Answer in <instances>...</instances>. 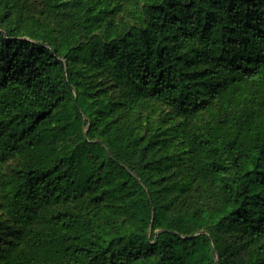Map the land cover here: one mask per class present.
<instances>
[{"label":"trees","instance_id":"trees-1","mask_svg":"<svg viewBox=\"0 0 264 264\" xmlns=\"http://www.w3.org/2000/svg\"><path fill=\"white\" fill-rule=\"evenodd\" d=\"M0 264H264V0H0Z\"/></svg>","mask_w":264,"mask_h":264}]
</instances>
